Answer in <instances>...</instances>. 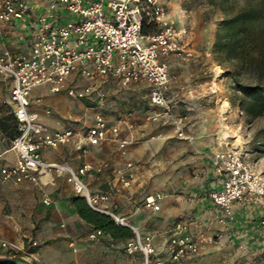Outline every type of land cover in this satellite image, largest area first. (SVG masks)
<instances>
[{"label":"crops","instance_id":"1","mask_svg":"<svg viewBox=\"0 0 264 264\" xmlns=\"http://www.w3.org/2000/svg\"><path fill=\"white\" fill-rule=\"evenodd\" d=\"M171 5L168 20L178 29H185L188 17L173 2ZM208 32L199 37V31L191 30L190 38L188 34L185 36L194 57L170 58L168 96L174 99L177 114H173L177 120L182 118L187 138L178 135L177 123L173 121L150 120L151 109L160 107L151 103L146 81L124 85L113 77H99L93 84L105 91L103 104L97 93L73 97L65 91L54 93L49 86H40L33 90L30 109L46 131L75 127L85 132L100 112L110 126L120 127L119 137L131 139L122 150L108 131L99 144H87L86 151L71 142L45 148L42 156L52 162H66L76 169L85 163L92 164L95 168L83 179L91 191L111 193L101 206L125 217L143 235H151L158 258L168 259L169 238L179 231L181 223L187 222L189 230L204 241L197 254L184 258L180 264H249L244 256L253 248L243 243L263 236L262 206L251 201L237 202L232 208L234 220L224 223L220 221L222 210L210 197L221 183L207 152L229 145L224 139L225 131L217 132L220 87L217 63L212 57L215 41L211 29ZM30 40L28 21H0V54L6 49L27 50ZM79 84L82 87L86 82ZM3 102L11 104V81L0 74V103ZM227 103L224 101V105ZM192 110L193 113L189 112ZM130 123L135 127L130 128ZM7 140L0 138V154L3 162L15 164L17 153ZM128 161L136 164V178L130 187H124L116 172ZM158 192L165 197L160 210H153L145 205V198ZM47 197L49 203L44 201ZM76 197L82 196L75 192L67 174L52 172L41 177L39 183L30 180L16 183L0 176V258L7 256L2 241L25 246L35 240L37 245L33 249L39 257L35 264H143L141 253L129 254L125 249L131 237L114 238L104 231L102 236L90 239L96 227L80 215L74 204Z\"/></svg>","mask_w":264,"mask_h":264},{"label":"built area","instance_id":"2","mask_svg":"<svg viewBox=\"0 0 264 264\" xmlns=\"http://www.w3.org/2000/svg\"><path fill=\"white\" fill-rule=\"evenodd\" d=\"M168 14L163 0H0V21L26 20L31 33L27 50L6 49L0 54V74L11 81V104L18 128V135L11 141L17 162L5 163L0 154V176L16 183L24 180L39 183L41 177L52 172L67 174L75 192L93 209L132 229L134 236L126 242L125 249L129 254L141 253L143 264H168V261L180 264L184 258L200 251L204 239L195 236L189 230V223L183 222L168 240V259L158 258L151 235H143L125 217L101 206L111 193L93 192L83 179L95 168L92 164L85 163L76 169L66 162L48 161L42 156L45 148L71 142L86 151L87 144H99L108 131L122 150L131 139L119 137L120 127L110 126L100 112L85 132L75 127L46 131L30 106L33 90L40 86H49L54 93L65 91L73 97H91L97 93L103 104L105 91L93 84L99 77H113L124 85L146 81L151 103L163 110L151 118L177 123L178 135L187 138L182 118L174 117V100L168 96L170 58H192L194 51L187 48L184 40L187 28L178 29L168 20ZM144 25L153 29L146 33ZM82 81L86 84L80 87ZM37 101L42 102V98ZM47 112L51 113V109ZM129 127L135 125L130 123ZM207 155L220 178V188L211 191L210 197L223 212L221 222L234 220L232 208L237 202L253 201L264 207V182L241 148L228 146L209 151ZM135 166L133 161H128L116 172L124 187H130L135 180ZM96 169L102 171L101 167ZM164 197L162 192L150 194L145 198V205L160 210ZM44 201L49 203V198ZM260 228L264 232V218ZM103 234V229L96 228L89 238L94 240ZM1 245L7 250L6 258H22L31 264L39 261L33 249L37 245L35 240L25 246L4 240Z\"/></svg>","mask_w":264,"mask_h":264},{"label":"trees","instance_id":"3","mask_svg":"<svg viewBox=\"0 0 264 264\" xmlns=\"http://www.w3.org/2000/svg\"><path fill=\"white\" fill-rule=\"evenodd\" d=\"M219 3L222 18L215 35L216 55L225 76L233 81L235 96L245 114L264 115V0H211ZM153 26L144 25L149 32ZM18 135L14 110L0 103V138L12 141ZM74 204L82 217L114 238L133 236L131 228L117 224L108 214L93 209L83 197ZM12 264V263H4ZM35 264V263H34Z\"/></svg>","mask_w":264,"mask_h":264},{"label":"rangeland","instance_id":"4","mask_svg":"<svg viewBox=\"0 0 264 264\" xmlns=\"http://www.w3.org/2000/svg\"><path fill=\"white\" fill-rule=\"evenodd\" d=\"M163 2L168 7V11L173 10L171 5L173 2L176 6L175 8L181 10L182 14L188 17L189 21L185 25L188 30V38H190L191 30L194 32L199 31L198 36L202 37L208 32V29H211L215 41L218 23L222 18L218 2H215L214 4H212L211 0H163ZM199 23L202 26L199 27ZM193 24H195V26H193ZM208 34H210V32H208ZM212 57L217 63L216 72L219 76V98L221 99L216 117L217 132L219 133L221 130L230 132L229 134H226V137L224 138L226 143L229 146L241 148L243 150L247 158L255 166L257 175L261 177L264 182V115L251 119L245 114L239 101L234 95L235 89L233 81L230 77L225 76L224 66L220 64V61L217 58L216 47ZM224 101L228 102L227 105H224ZM162 111V108L153 107L150 111V115L161 113ZM181 111H186V109H181ZM189 112L193 113L194 111L192 110ZM174 113L177 114V111H174ZM150 120L153 121L152 118ZM156 121L158 120L153 122ZM161 126L168 125L161 124ZM251 202L262 206L253 201ZM262 208L263 211L260 221L264 218V207L262 206ZM250 239L251 240L247 241L246 244L243 243L246 247L248 245L253 248L249 254H245V262L249 264H264V232L261 238ZM29 242L30 241L25 245H28Z\"/></svg>","mask_w":264,"mask_h":264},{"label":"water","instance_id":"5","mask_svg":"<svg viewBox=\"0 0 264 264\" xmlns=\"http://www.w3.org/2000/svg\"><path fill=\"white\" fill-rule=\"evenodd\" d=\"M12 263V264H31L29 261L17 257L0 258V264Z\"/></svg>","mask_w":264,"mask_h":264},{"label":"bare ground","instance_id":"6","mask_svg":"<svg viewBox=\"0 0 264 264\" xmlns=\"http://www.w3.org/2000/svg\"><path fill=\"white\" fill-rule=\"evenodd\" d=\"M228 107H229V105H228ZM229 133H230L229 131H226V132H225V137H226V134H229Z\"/></svg>","mask_w":264,"mask_h":264}]
</instances>
